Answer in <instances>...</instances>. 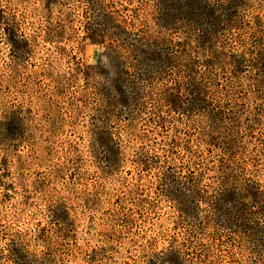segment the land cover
Returning <instances> with one entry per match:
<instances>
[{
	"label": "rangeland",
	"instance_id": "1",
	"mask_svg": "<svg viewBox=\"0 0 264 264\" xmlns=\"http://www.w3.org/2000/svg\"><path fill=\"white\" fill-rule=\"evenodd\" d=\"M260 191L264 0H0V264H264Z\"/></svg>",
	"mask_w": 264,
	"mask_h": 264
},
{
	"label": "trees",
	"instance_id": "2",
	"mask_svg": "<svg viewBox=\"0 0 264 264\" xmlns=\"http://www.w3.org/2000/svg\"><path fill=\"white\" fill-rule=\"evenodd\" d=\"M259 193L264 197V192L260 191ZM253 198H254V200L257 199V195H254ZM261 202H264V199H262Z\"/></svg>",
	"mask_w": 264,
	"mask_h": 264
}]
</instances>
